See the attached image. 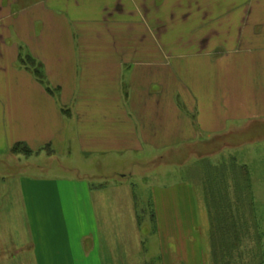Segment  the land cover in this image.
I'll list each match as a JSON object with an SVG mask.
<instances>
[{"label": "crops", "instance_id": "crops-1", "mask_svg": "<svg viewBox=\"0 0 264 264\" xmlns=\"http://www.w3.org/2000/svg\"><path fill=\"white\" fill-rule=\"evenodd\" d=\"M257 123L264 0H0V156L20 145L43 163L17 181V228L0 215L1 252L32 227L37 264H151L129 186L98 180L125 158L242 139ZM149 189L155 258L206 264L189 184Z\"/></svg>", "mask_w": 264, "mask_h": 264}, {"label": "rangeland", "instance_id": "rangeland-1", "mask_svg": "<svg viewBox=\"0 0 264 264\" xmlns=\"http://www.w3.org/2000/svg\"><path fill=\"white\" fill-rule=\"evenodd\" d=\"M26 1L33 4L38 0ZM242 137L245 138L194 142L184 149L180 146L170 155L165 156V151L160 154L163 156L146 160L125 158L116 163L118 167L113 166L105 173L107 179L98 180L107 185L122 182L129 186L141 217L138 236L148 250L151 264H162V261L155 258L159 249L155 248L157 233L147 219L150 217L149 187H170L181 181L188 183L193 195L203 203L199 213L204 211L206 231L199 239L206 246L202 248L206 264H264V123L251 126L250 134ZM66 156L69 154L65 151L59 157L62 164L68 160ZM39 163L36 156L20 153L0 156V215L7 219L12 216L15 228L24 219L23 206L16 199L19 197L17 181L24 178L23 174L37 176L42 171L38 166L43 163ZM90 168L99 171L97 165ZM72 176H76L75 172ZM126 212L128 215L129 207ZM136 238L135 232L127 228L126 248L134 245ZM14 244L17 246L13 251L7 248L8 254H3L0 248V264H37L36 229L31 227L23 242L14 236Z\"/></svg>", "mask_w": 264, "mask_h": 264}, {"label": "trees", "instance_id": "trees-1", "mask_svg": "<svg viewBox=\"0 0 264 264\" xmlns=\"http://www.w3.org/2000/svg\"><path fill=\"white\" fill-rule=\"evenodd\" d=\"M39 72L37 71V74H38ZM40 74V73H39ZM15 152L16 153H22V154H25V155H29L30 154V152H29V150L28 149H26V148H24V147H22V146H16L15 147Z\"/></svg>", "mask_w": 264, "mask_h": 264}]
</instances>
